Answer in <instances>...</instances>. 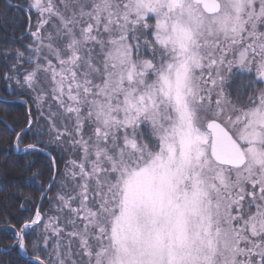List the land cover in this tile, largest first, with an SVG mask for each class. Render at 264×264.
I'll list each match as a JSON object with an SVG mask.
<instances>
[{
  "label": "snow or ice",
  "instance_id": "6c2138e0",
  "mask_svg": "<svg viewBox=\"0 0 264 264\" xmlns=\"http://www.w3.org/2000/svg\"><path fill=\"white\" fill-rule=\"evenodd\" d=\"M0 34V264H264V0H0Z\"/></svg>",
  "mask_w": 264,
  "mask_h": 264
},
{
  "label": "trees",
  "instance_id": "16d2710c",
  "mask_svg": "<svg viewBox=\"0 0 264 264\" xmlns=\"http://www.w3.org/2000/svg\"><path fill=\"white\" fill-rule=\"evenodd\" d=\"M14 2H15V0H14ZM9 31H11V29ZM0 35H2V34H0ZM3 92H4V85H3L2 82H0V94H3ZM8 98L9 99H14V97H11V96H9ZM25 111H26L25 105H22V104H19V103H14V104L9 105L8 106V123L9 124H14L16 119H17L18 114H22ZM0 116H3V111L2 110H0ZM6 148H8V145L0 142V153H2ZM22 163H23L22 159H17L14 154L9 152V157H8L7 162L5 163V167H7L8 165L19 166ZM28 174L29 173H25V175H28ZM9 195H10V193H9ZM43 207H44V210L48 209V205L47 204H44ZM33 211H34V209H33ZM24 214L27 215L28 213L25 212ZM0 227H3L2 222H0Z\"/></svg>",
  "mask_w": 264,
  "mask_h": 264
}]
</instances>
